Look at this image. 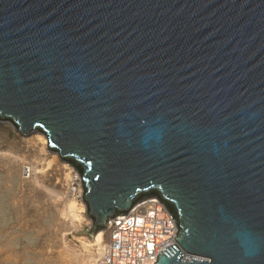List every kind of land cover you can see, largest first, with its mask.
<instances>
[{
  "label": "water",
  "instance_id": "water-1",
  "mask_svg": "<svg viewBox=\"0 0 264 264\" xmlns=\"http://www.w3.org/2000/svg\"><path fill=\"white\" fill-rule=\"evenodd\" d=\"M0 119L77 168L89 239L156 196L154 264H264V0H0Z\"/></svg>",
  "mask_w": 264,
  "mask_h": 264
},
{
  "label": "bare ground",
  "instance_id": "bare-ground-1",
  "mask_svg": "<svg viewBox=\"0 0 264 264\" xmlns=\"http://www.w3.org/2000/svg\"><path fill=\"white\" fill-rule=\"evenodd\" d=\"M12 128L15 131L12 140L0 141V165L6 167L8 176L14 172L21 191L27 194L41 189L43 209L62 219L68 227L87 226L80 215L83 204L78 197L82 184L77 168L48 149L43 133L30 130L23 134L13 125ZM102 234L103 231L98 230L91 239L82 241L84 252L65 244L59 254L68 257L66 264H97L103 252Z\"/></svg>",
  "mask_w": 264,
  "mask_h": 264
},
{
  "label": "rangeland",
  "instance_id": "rangeland-1",
  "mask_svg": "<svg viewBox=\"0 0 264 264\" xmlns=\"http://www.w3.org/2000/svg\"><path fill=\"white\" fill-rule=\"evenodd\" d=\"M14 132L10 121L0 119L1 142L12 140ZM3 166L0 165V264H66L68 257L59 254L65 244L84 252L82 241L89 239L79 232L84 226L70 228L55 214L44 210L42 190L33 194L21 191L15 173L8 176ZM143 198L146 197L135 203ZM78 199L83 204L82 222L89 226L91 220L81 195ZM91 249L95 251L96 247Z\"/></svg>",
  "mask_w": 264,
  "mask_h": 264
},
{
  "label": "built area",
  "instance_id": "built-area-1",
  "mask_svg": "<svg viewBox=\"0 0 264 264\" xmlns=\"http://www.w3.org/2000/svg\"><path fill=\"white\" fill-rule=\"evenodd\" d=\"M102 231L103 252L97 264H154L165 247L174 244L179 249L175 217L156 196L109 217ZM190 258L183 254V259Z\"/></svg>",
  "mask_w": 264,
  "mask_h": 264
}]
</instances>
